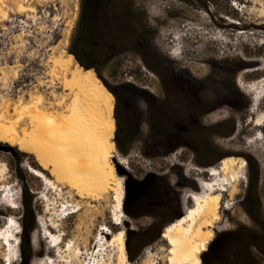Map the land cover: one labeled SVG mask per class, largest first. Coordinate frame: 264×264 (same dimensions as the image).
<instances>
[{
  "label": "rangeland",
  "instance_id": "374dc122",
  "mask_svg": "<svg viewBox=\"0 0 264 264\" xmlns=\"http://www.w3.org/2000/svg\"><path fill=\"white\" fill-rule=\"evenodd\" d=\"M37 1L42 4L58 3L61 14L64 13L62 22L74 17L76 0ZM122 1L133 4L137 18L151 36L152 46L159 53L160 58L156 59L148 55V64L136 50L131 49L114 58L102 70L101 79L110 90L117 93L115 111L118 105L121 115L120 129L125 131L129 126H133L138 131V136L131 143L128 154L124 155L117 148V153L125 157V164L118 163L115 158L112 160L115 164L117 162L118 171L126 170L136 180H144L148 175L153 174L155 184L146 189L142 196L136 198V195L129 193L126 197L129 177L123 175L126 221L118 226L112 219L114 209L112 190L104 192V195L97 200H82L68 186L56 181L55 175L45 170L34 155L20 152L17 147H11L6 143H0V146H9L12 149L5 151L0 147V163L4 162L7 165L5 174L3 173V177L0 176V184H11L5 191L6 200L8 199L7 203L13 204L15 199L16 203L13 205L17 207L11 208L7 203L0 207V229L6 221L14 219L21 229L19 233L15 231V234H18V239L21 240L22 213L25 210L24 188L27 187L33 195V209L37 223L32 232L33 259L30 264H45V261L52 263L49 256L61 260L56 257L52 240L47 238L50 234L46 231L52 222L58 219L60 226L55 229L51 227L50 230L54 233H60L61 230L64 233L63 247L65 246L66 249V244L70 240H73L72 252L77 247L83 248L85 252L88 249L90 255H83L85 264L91 262L96 236L100 233L103 224H107L114 231L125 229L128 257L129 246L134 257V260L129 258L131 264H169V245L162 236L155 242L142 246L140 236L137 234H145L146 238L152 237L154 231H150V228L156 225L162 230L168 224L171 215L178 211V204L182 211L185 205L191 206L192 201L187 199L185 202L183 197L188 191H199L196 180L199 173L196 168L208 166L199 162L206 161L205 158H199L194 150L186 146L156 157L145 156L143 147L150 138L151 123L158 122L159 113L153 114V110L160 108L162 101L169 98V94L174 96L177 84L184 81L187 83L185 85L194 91L195 121L207 127V133H212V135L208 134L209 138L224 157H243L247 163L244 168L247 178L239 183L238 194L233 200L225 194L221 208L222 220L217 224L221 231L216 233L207 251L202 254L203 262L264 264V251L260 252L252 247L246 248L239 238L241 234L237 233L238 231L248 233L250 229H258L245 206L247 198L251 196L250 173L258 168L260 198L255 201L257 204L261 202L264 214V126L258 127L254 124L257 112H264V99L257 112L251 111L252 92H246L239 86L240 80H243L245 86L253 84L259 88L256 94L264 93V0ZM22 3L28 6L24 4V0H0V21L6 15V7L12 11H20ZM80 14L81 0L78 4V20ZM76 26L73 30L71 27L64 29V23L62 24L60 32L54 37L51 60L60 53L62 47L69 53L68 49ZM57 44L59 46L55 47ZM50 65L39 67L31 64L23 67L11 60L10 65L0 67V94H2L0 115L4 112L6 104L10 102L12 118L8 122L16 120L12 107L20 98L28 102L30 97L41 94L46 98V102L54 101L52 96L54 89L49 86L52 62ZM240 66L245 68H239ZM13 85L15 89L20 88V90L14 94H5L4 91ZM61 91V88H56L57 93ZM148 99L155 104L152 111ZM48 110L60 113L58 108ZM224 122L228 124L214 127ZM24 126L25 124H19V130ZM117 129L116 124V131ZM233 129L234 134L231 136L215 134V131L225 133ZM53 155L49 157L50 160L64 164L65 157L62 154ZM221 160H217L213 166H218ZM61 163L59 165L63 166ZM30 166L44 172L54 183L56 181V188L34 176L29 170ZM200 175L204 178L210 177L208 173ZM161 184H168L170 187L168 195H165L166 191L163 187H160L157 194L161 197L165 196L169 201L170 214L160 213L155 217L150 213L159 210L153 209L151 205L153 202L145 198L153 192L151 190ZM10 188L13 189L11 194L8 190ZM228 206L231 208H226ZM66 208L68 214L65 212ZM54 209H58L61 216H57ZM38 221L41 222V228L38 226ZM130 233L132 237L128 240ZM9 248L0 246V264H7L4 260L6 253L12 257V264H20V243L18 247L16 245L14 252ZM65 248L64 254L67 256ZM97 252L95 250V254ZM87 256L88 258L85 259ZM65 261L61 260L60 264H67Z\"/></svg>",
  "mask_w": 264,
  "mask_h": 264
},
{
  "label": "bare ground",
  "instance_id": "6f19581e",
  "mask_svg": "<svg viewBox=\"0 0 264 264\" xmlns=\"http://www.w3.org/2000/svg\"><path fill=\"white\" fill-rule=\"evenodd\" d=\"M20 6V12L27 9L23 3ZM57 46L59 45H55ZM54 57L51 60L52 77L50 76L49 80V86L54 89L52 93L54 101L46 102V98L41 94L30 97L29 100L27 99L28 102L20 98L12 107L16 120L11 122H8L12 118L11 105L8 102L0 115V143H6L11 147H17L20 152L34 155L45 170L55 175L56 181L68 186L82 200L94 201L104 195V192L112 190L113 223L118 226L123 225L126 221L124 177L119 174L117 162L115 164L112 160L115 158L118 163L125 164V157L117 153L114 140L117 124L114 114L115 95L94 69H85L76 61L75 56L63 47ZM239 86L246 92H252L251 111L257 112L264 99V93L256 94L259 88L253 84L247 87L243 80H240ZM56 88H61L62 91L57 93ZM50 108H58L60 113L48 110ZM257 113L254 124L262 127L264 112ZM21 123L25 126L19 130ZM58 153L65 157L64 164L60 162L63 166L49 158L52 154ZM246 164L243 157L228 156L224 157L218 166L196 168L199 173L196 180L200 189L196 192L188 191L183 197L185 202L190 199L192 205H185V214L168 223L163 230L162 238L169 245V264H205L202 254L207 251L216 233L221 231L217 224L222 220L221 208L225 194H228L231 200L238 194L239 183L247 178L244 173ZM6 168V163L1 162L0 176L3 177ZM29 170L34 176L56 188V181L54 183L44 172L32 166ZM203 173H208L210 177H202L200 174ZM10 186V183L0 184V207L8 202L5 191ZM8 190L9 194L13 193L12 188ZM15 203L14 199L13 204ZM7 204L11 208H17L12 203ZM54 210L59 216V210ZM67 210L66 208V213ZM8 221L0 229V246L10 247L9 249L14 252L17 245L15 243L19 238L18 234H15L18 229L15 225L18 223L11 218L12 223L8 225ZM59 221L60 219L52 222L50 228H58ZM40 223L38 221V226L41 228ZM50 228L46 230L50 234L47 238L52 240L56 257L66 260L67 264H85L83 255L89 256L90 251L87 249L85 252L83 248L76 246L77 248L72 252L73 240L66 244V249L65 246L63 247L64 233L61 230L60 233H54ZM125 236V229L114 231L107 224H103L100 233L96 236L95 250L98 252L95 254L94 250L91 254L90 264H131ZM64 248L68 253L67 256L64 254ZM49 259L52 263L45 261V264L61 262L51 256ZM4 260L7 264L10 262L12 264L13 261L7 253Z\"/></svg>",
  "mask_w": 264,
  "mask_h": 264
},
{
  "label": "trees",
  "instance_id": "16d2710c",
  "mask_svg": "<svg viewBox=\"0 0 264 264\" xmlns=\"http://www.w3.org/2000/svg\"><path fill=\"white\" fill-rule=\"evenodd\" d=\"M136 50L149 64L148 55L153 58H160L159 53L152 46L151 36L144 29L142 23L137 18L132 3H124L122 0H81V14L74 35L68 49L69 53L75 56L76 61L85 69H94L98 76L102 78V70L114 58L129 51ZM245 68V67H239ZM175 74V73H173ZM185 84L178 83L175 88V95H168L169 98L162 101L160 108L153 110L155 104L148 99L153 114L159 113L158 122L151 123V134L148 141L143 147V154L147 157H156L166 155L181 146H186L194 150L199 158H205L206 161H199L206 166H213L217 160H221L224 156L220 150L209 138L211 132L207 133V127L202 126L195 121L193 110L196 105L194 102V91L190 90ZM117 97L115 91L110 90ZM173 99H170L172 98ZM120 107L116 106L115 118L118 129L116 131L115 142L117 148L124 154L130 151L131 143L138 136V131L129 126L128 129L122 131L120 129L121 115ZM224 122L214 127L226 125ZM211 127V128H214ZM209 134V135H208ZM215 134L223 136H231L234 129L222 133L215 131ZM250 197L245 202L246 209L254 220L258 229H250L248 233L238 231L242 245L246 248H254L260 252L264 251V214L261 202L256 203L255 199L260 198L258 180L259 168L255 172L250 173ZM160 187L166 191L168 195L169 185H157L145 199L151 200L153 209L159 212H151L155 217L160 213L170 214V204L166 197L157 195ZM155 196V197H152ZM25 210L22 213V235L20 240V264H30L33 259L32 249V232L36 228V215L33 209V195L28 188H24ZM253 197V199H251ZM252 200V201H251ZM178 211L173 213L168 219V223L174 221L183 215L181 206L178 204ZM162 211V212H160ZM144 214V213H143ZM150 231H154V235L146 238L145 234H137L140 236L142 246H146L155 242L161 237V228L153 225ZM132 237L130 233L129 239ZM129 258L134 260L132 250L129 246Z\"/></svg>",
  "mask_w": 264,
  "mask_h": 264
},
{
  "label": "built area",
  "instance_id": "2783aa9c",
  "mask_svg": "<svg viewBox=\"0 0 264 264\" xmlns=\"http://www.w3.org/2000/svg\"><path fill=\"white\" fill-rule=\"evenodd\" d=\"M76 1L72 17L74 19L68 18L66 22L61 21L64 13L61 14L58 3L55 2L42 4L37 0H24V4L28 6L22 12L6 7V15L0 21V67L10 65L11 60L23 67L31 64L49 67L54 37L60 32L62 24L64 23V29L71 27L73 30L76 26L80 0ZM19 90L13 85L4 92L14 94Z\"/></svg>",
  "mask_w": 264,
  "mask_h": 264
},
{
  "label": "water",
  "instance_id": "95a60500",
  "mask_svg": "<svg viewBox=\"0 0 264 264\" xmlns=\"http://www.w3.org/2000/svg\"><path fill=\"white\" fill-rule=\"evenodd\" d=\"M0 147L2 149H4L5 151H11L12 150L11 147H9V146H0ZM209 167H211V166H208L207 168H209ZM119 174L122 175V176L123 175H127L129 177L128 180H127V186H126V188H127L126 189V197L129 196V193L130 194L132 193V194L136 195V198L139 197V196H142L145 193L146 189L150 188L153 185V181H154V178H155V176L153 174H150L144 180H136L126 170L119 171ZM198 185H199V183H198ZM129 186H130V188H128ZM199 189H200V185H199ZM126 197H125V199H126ZM125 204H126V201H124V206H125ZM185 212L186 211L184 209L183 215L185 214ZM165 227L166 226H164L162 228L161 236L163 234V230L165 229Z\"/></svg>",
  "mask_w": 264,
  "mask_h": 264
},
{
  "label": "flooded vegetation",
  "instance_id": "af4514ba",
  "mask_svg": "<svg viewBox=\"0 0 264 264\" xmlns=\"http://www.w3.org/2000/svg\"><path fill=\"white\" fill-rule=\"evenodd\" d=\"M162 81V80H161ZM155 184V179H154V181H153V185Z\"/></svg>",
  "mask_w": 264,
  "mask_h": 264
}]
</instances>
